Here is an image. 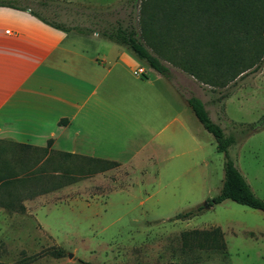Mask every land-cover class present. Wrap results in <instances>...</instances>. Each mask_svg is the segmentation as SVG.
Here are the masks:
<instances>
[{
    "label": "rangeland",
    "instance_id": "obj_1",
    "mask_svg": "<svg viewBox=\"0 0 264 264\" xmlns=\"http://www.w3.org/2000/svg\"><path fill=\"white\" fill-rule=\"evenodd\" d=\"M122 1L17 2L33 10L48 4L45 17L71 25L66 2L115 10L127 21L130 10ZM142 1L134 14L138 30ZM94 40L91 52L106 55L107 66L124 50L154 84L132 82L130 68L122 66L113 68L102 90L105 100L123 104L128 112L131 103H139V120L130 125L127 119L110 148L112 153H127L117 162L55 151L53 141L43 148L0 141V176L22 180L17 185L23 187L25 206L23 213H16L0 205V264H264L262 211L224 200L190 219L175 220L218 196L224 181L225 154L217 151L214 137L185 106L193 95L225 134L234 137L228 155L264 200V67L220 88L197 81L168 62L167 54L162 61L173 79L159 81L128 49L101 37ZM154 114L157 126L177 120L151 140L146 126L151 118L154 122ZM139 122L141 133L132 134ZM129 140L134 141L133 152L127 151ZM217 228L223 235L222 250L211 246V237L190 235ZM51 249L64 254H46Z\"/></svg>",
    "mask_w": 264,
    "mask_h": 264
},
{
    "label": "trees",
    "instance_id": "obj_2",
    "mask_svg": "<svg viewBox=\"0 0 264 264\" xmlns=\"http://www.w3.org/2000/svg\"><path fill=\"white\" fill-rule=\"evenodd\" d=\"M17 1L0 0V7L29 12L44 24L65 33L97 34L128 49L137 60L168 80H172L173 75L162 61L167 54L170 55L168 62L197 81L220 88L235 84L238 79L264 67V0H144L138 18L140 30L134 16L140 0L122 1L130 10L127 21L118 18L115 10H96L66 2L71 25L45 17L44 11L50 9L48 4H40L41 10H33ZM187 104L202 127L214 137L217 151L225 154L224 181L218 196L195 212L176 216L175 220L190 219L204 207L224 200L264 212V200L255 195L228 155L235 143L234 137L226 135L211 119L201 99L190 96ZM21 181L11 174L0 176V205L9 212L25 211L21 199L23 187L17 185ZM190 235L211 237L209 241L215 249L225 247L218 228ZM46 254L62 257L64 252L51 249Z\"/></svg>",
    "mask_w": 264,
    "mask_h": 264
},
{
    "label": "crops",
    "instance_id": "obj_3",
    "mask_svg": "<svg viewBox=\"0 0 264 264\" xmlns=\"http://www.w3.org/2000/svg\"><path fill=\"white\" fill-rule=\"evenodd\" d=\"M94 38L99 36L65 33L29 12L0 7V141L43 148L52 140L55 151L120 162L127 152L112 153L110 148L127 119L130 125L139 120V103H131V113L123 104L105 100V83L113 68L127 66L132 82L154 84L147 73L134 74L138 67L124 50L107 66L106 55L91 52ZM185 106L190 109L187 102ZM155 117L146 126L151 140L177 120L157 126ZM63 120L67 123L61 124ZM140 123L132 134L141 133Z\"/></svg>",
    "mask_w": 264,
    "mask_h": 264
},
{
    "label": "built area",
    "instance_id": "obj_4",
    "mask_svg": "<svg viewBox=\"0 0 264 264\" xmlns=\"http://www.w3.org/2000/svg\"><path fill=\"white\" fill-rule=\"evenodd\" d=\"M135 75H143V74H146L145 70L142 69V68H139L137 69L135 72H134Z\"/></svg>",
    "mask_w": 264,
    "mask_h": 264
}]
</instances>
